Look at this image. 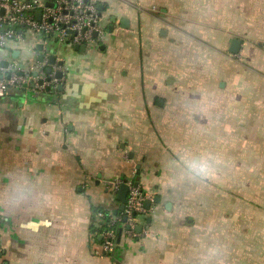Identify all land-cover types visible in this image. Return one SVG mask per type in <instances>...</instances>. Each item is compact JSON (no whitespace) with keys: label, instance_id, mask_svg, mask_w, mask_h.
Here are the masks:
<instances>
[{"label":"crops","instance_id":"crops-1","mask_svg":"<svg viewBox=\"0 0 264 264\" xmlns=\"http://www.w3.org/2000/svg\"><path fill=\"white\" fill-rule=\"evenodd\" d=\"M96 2L104 33L84 52L29 35L0 51V70L62 72L0 99V264H264V199L234 193L264 187V0ZM124 178L150 209L104 255L92 211L114 209L104 182Z\"/></svg>","mask_w":264,"mask_h":264},{"label":"built area","instance_id":"built-area-1","mask_svg":"<svg viewBox=\"0 0 264 264\" xmlns=\"http://www.w3.org/2000/svg\"><path fill=\"white\" fill-rule=\"evenodd\" d=\"M101 18L96 0H0V51L11 42L23 41L27 35L32 38L34 48L49 42L88 46L104 33L100 26ZM47 61L44 60V64ZM42 65L38 63L20 68L14 63L1 69L7 77L0 75V99L11 88L24 89L30 83L39 90L54 88L62 78L56 79L55 73L45 75L43 72H40L43 75L40 77ZM135 184L133 179L127 178L104 182L105 190L115 201L119 188L122 185L128 187L123 211L119 210L120 204L116 201L117 207L111 217L105 218L104 210L95 213L94 225L99 231L100 250L104 255L114 252L119 234L130 238L139 236L140 220L147 217L149 211L145 209V203L151 199ZM2 252L0 243V257Z\"/></svg>","mask_w":264,"mask_h":264},{"label":"clouds","instance_id":"clouds-1","mask_svg":"<svg viewBox=\"0 0 264 264\" xmlns=\"http://www.w3.org/2000/svg\"><path fill=\"white\" fill-rule=\"evenodd\" d=\"M189 171L193 179H199L201 181L210 179L215 174V167L212 159L208 156H201L192 159L188 163ZM27 201V196L23 189H20L15 194L14 198L9 201V207L15 209L21 205H24ZM211 255H218V252L213 251Z\"/></svg>","mask_w":264,"mask_h":264},{"label":"water","instance_id":"water-1","mask_svg":"<svg viewBox=\"0 0 264 264\" xmlns=\"http://www.w3.org/2000/svg\"><path fill=\"white\" fill-rule=\"evenodd\" d=\"M47 6H50V7H53V5L52 4H49V3H47ZM98 10H99V12H100V14H102V7H98ZM39 13H38V18H39ZM113 31V28L112 27H110L109 28V32H112ZM97 36L95 35V38H96ZM65 45H69V43H66ZM41 46H38L37 47V49L38 50H41ZM239 49H240V43L237 41V40H234L232 43H231V49H230V53L231 54H237L238 53V51H239ZM74 50L75 51H81V52H84V50H85V46H74ZM42 60H44V56L42 55L40 58H39V61L40 62H42ZM49 64L51 65V66H53L54 64H55V57L54 56H51V57H49ZM58 65L59 66H62V63H58ZM8 65H7V63H5L4 64V67L6 68ZM47 73L48 74H50L51 73V69H48L47 70ZM1 78V77H0ZM55 78L56 79H61L62 78V72H60V73H57L56 75H55ZM42 82L40 81L39 82V84H41ZM58 89H60V87H58ZM138 169V168H137ZM135 185H137V184H135ZM127 192H128V187L126 186V185H122L120 188H119V191H118V193H117V196H116V201L120 204V208H119V210L120 211H123V209H124V204H125V201H126V195H127ZM158 201H159V199L157 198V197H155L154 198V200H153V202L154 203H158ZM150 202H146L145 203V209L146 210H149L150 209ZM116 213V212H115ZM140 231V228H137V232H139ZM120 234L118 235V238H117V241H119L120 240Z\"/></svg>","mask_w":264,"mask_h":264},{"label":"rangeland","instance_id":"rangeland-1","mask_svg":"<svg viewBox=\"0 0 264 264\" xmlns=\"http://www.w3.org/2000/svg\"><path fill=\"white\" fill-rule=\"evenodd\" d=\"M234 193L237 199H243L248 202L259 203L260 200L264 199V187H236V191ZM246 211H248L252 216L260 215V213H262L255 208H247Z\"/></svg>","mask_w":264,"mask_h":264},{"label":"trees","instance_id":"trees-1","mask_svg":"<svg viewBox=\"0 0 264 264\" xmlns=\"http://www.w3.org/2000/svg\"><path fill=\"white\" fill-rule=\"evenodd\" d=\"M117 207V204L115 205L114 209ZM113 208H93L92 214L93 217H95V213L100 210H104L105 218L111 217L114 213ZM96 231V230H95Z\"/></svg>","mask_w":264,"mask_h":264}]
</instances>
